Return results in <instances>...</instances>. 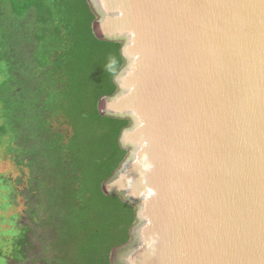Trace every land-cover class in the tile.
Masks as SVG:
<instances>
[{
	"label": "water",
	"instance_id": "95a60500",
	"mask_svg": "<svg viewBox=\"0 0 264 264\" xmlns=\"http://www.w3.org/2000/svg\"><path fill=\"white\" fill-rule=\"evenodd\" d=\"M120 44L102 184L134 208L111 264H264V0H87Z\"/></svg>",
	"mask_w": 264,
	"mask_h": 264
},
{
	"label": "trees",
	"instance_id": "16d2710c",
	"mask_svg": "<svg viewBox=\"0 0 264 264\" xmlns=\"http://www.w3.org/2000/svg\"><path fill=\"white\" fill-rule=\"evenodd\" d=\"M94 20L87 0H0V264H111L130 239L134 208L102 191L129 122L97 109L123 60Z\"/></svg>",
	"mask_w": 264,
	"mask_h": 264
},
{
	"label": "rangeland",
	"instance_id": "374dc122",
	"mask_svg": "<svg viewBox=\"0 0 264 264\" xmlns=\"http://www.w3.org/2000/svg\"><path fill=\"white\" fill-rule=\"evenodd\" d=\"M98 103H99V101H98ZM97 106H98V104H97ZM3 156V150L1 151L0 150V158ZM2 175H9V176H15L16 175V172H15V170L12 168V166H11V164H10V162H9V160H7V159H5V160H0V176H2ZM24 196V195H23ZM22 204H21V201H20V203H19V205L16 207V212H21V210H22ZM10 212V211H9ZM11 213V212H10ZM6 216H7V214H6ZM24 222H27L26 220H24ZM0 225H1V222H0ZM3 227H5L6 228V226H4V225H1V228H3ZM7 238V236L5 237V239ZM23 264H31V263H29V262H25V263H23Z\"/></svg>",
	"mask_w": 264,
	"mask_h": 264
}]
</instances>
